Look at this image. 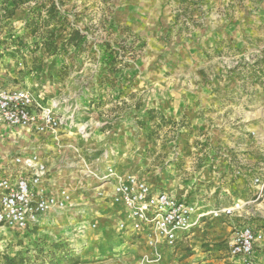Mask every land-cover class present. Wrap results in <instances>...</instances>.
Returning <instances> with one entry per match:
<instances>
[{"label": "rangeland", "instance_id": "1", "mask_svg": "<svg viewBox=\"0 0 264 264\" xmlns=\"http://www.w3.org/2000/svg\"><path fill=\"white\" fill-rule=\"evenodd\" d=\"M154 1L157 20L149 17ZM263 9L264 0H0V76L38 97L60 99L76 117L75 128L58 137L17 128L0 143L12 149L4 171L17 169L16 156L41 160V154L56 188L70 195L37 233L5 228L0 264H78L64 258L71 244L84 243L89 251L96 225L76 216L101 186L92 175L100 168L139 171L165 188L162 182L192 163L194 183L192 176L180 177L192 198L242 207L198 225L193 242L176 247L174 254L182 253L175 264H189L200 253L193 264H231L228 241L243 227L260 235L255 250L264 263V188L253 183L264 176ZM72 31L84 36L73 46L67 43ZM170 90L225 94H197L203 108L175 120L149 106L157 96L167 101ZM226 157L239 170L232 178L216 169L217 159ZM225 227L226 243L219 231Z\"/></svg>", "mask_w": 264, "mask_h": 264}, {"label": "built area", "instance_id": "2", "mask_svg": "<svg viewBox=\"0 0 264 264\" xmlns=\"http://www.w3.org/2000/svg\"><path fill=\"white\" fill-rule=\"evenodd\" d=\"M59 104L46 103L27 89L9 90L0 84V127L26 129L36 135L57 136L73 117L59 112ZM20 168L15 175L0 176V227L26 231L38 225L52 211H61L69 204L70 195L58 189L56 195L41 188L47 174L45 165L35 157L13 160ZM103 183H112L111 202L121 206L125 219L118 223L119 231L144 239L155 258L142 257L140 264H154L160 260L158 248H173L180 237L188 235L206 218L230 217L242 206L202 209L196 204L176 199L168 192L153 188L133 174H120L111 167L92 174ZM254 185L262 190L264 176ZM261 239L250 227L235 231L228 244L232 264H264L256 258V244Z\"/></svg>", "mask_w": 264, "mask_h": 264}, {"label": "crops", "instance_id": "3", "mask_svg": "<svg viewBox=\"0 0 264 264\" xmlns=\"http://www.w3.org/2000/svg\"><path fill=\"white\" fill-rule=\"evenodd\" d=\"M154 3H155L154 5H155L156 10L153 11V13L149 17L157 20V1H154ZM134 5L136 8L137 6H139V3L138 4L135 3ZM133 8L134 7H132V9ZM260 18L262 19V23L264 24V9L262 10ZM3 76L4 77L0 76V84L3 87H5L6 89H9V90L23 89V88H19L17 86H13L11 84H7L6 76L5 75H3ZM197 94H199L203 98L204 97L210 98L213 96V94H225V91H219L217 93H211V92H208V93H205V92L198 93L197 92V93H195L192 91H182V90L171 91L170 90L169 93L167 94V98H168L167 101H163V100H161L160 96L159 97L157 96V100L149 101L150 103L154 102L155 105L150 104L149 106H150V108H157V109L163 110L164 115L167 118L176 120L180 117V114L186 110H189V109L199 110L200 104H202L201 108H203L204 102L203 101H196L197 100V98H196ZM42 98L44 99V101L46 103H49L50 100L56 101L60 107L59 112L65 116L70 117L68 115L69 111H66L63 109L62 101L60 99L50 98L47 95L43 96ZM76 108H77V106L74 107V109L72 111L73 114H75ZM77 110H79V108H77ZM76 112L78 113V111H76ZM68 122H70V121L67 120V123L65 124V126L59 131L60 133H65V132H68L69 130L75 128L76 117H74V120L72 122L74 124V127H72V126L68 127ZM194 123L197 124V122H194ZM15 129H17V128H15ZM15 129L8 128L5 126H1L0 127V143L2 142V140L4 138H6L10 134H12V132ZM24 131L29 132L28 130H24ZM39 136H43L46 138L52 137L51 135H39ZM58 136H59V134H57V137ZM9 151H12V149H9V147L5 148L4 146L0 145V159H2V160L4 159L0 163V176L7 175V174L15 175L17 173V171L20 169L17 166V169L12 168V169H10L9 172H8V170L4 171V169L6 168L5 166H7L8 163L4 166H3V164H5V158L7 156V153H9ZM39 156L41 159L40 161L45 165V167L47 169L46 162L42 161L43 160V157H41L42 155L40 154ZM208 156L210 158L211 155H208ZM22 158H26V157H22ZM44 159H45V157H44ZM210 159H212V158H210ZM193 160L191 162H193ZM217 161H218V164L216 167L217 171L221 170L224 173L231 172V174L229 176L230 178H232V174L233 175L238 174L236 172H239V170H238V168L234 167V161L232 160L231 157H226L224 160L217 159ZM9 162H10V164H12L11 161H9ZM192 166H193V163L191 166L189 164L187 166H185V168H186L185 173H183L182 175L178 174L179 172H177V171L174 172L172 175L173 178H172L170 183H168V181L162 182L161 184L165 185V188H167V189L159 187V183L155 186L152 184H150V185L157 190H162V191L168 192L171 196L175 197L176 199L184 200L188 203L196 204L198 207H200L202 209H209L210 210V209H214L216 207H219L222 203L220 204L215 199L212 201H211V199H209V200H207V202H205L206 200H202V202H199V200H197L196 198H192V196L190 195V190H189L190 187L186 186L187 183H185V188L183 187V185H182L183 181L180 178L181 176H186L185 178L190 177V179H191V176L194 177V180H192L190 182L191 185L195 181V175L198 174V171H195V167L193 168ZM190 167H191V169H190ZM231 169H232V171H231ZM100 171L104 172L105 170H104V168H100ZM122 172H124V171H122ZM129 174H133V175L137 176V178L145 181V179H144L145 175H143L142 172H139V171L130 172ZM227 177L228 176L226 175V178ZM54 180H55V178L49 174L48 169H47V174L44 177V180H43V183L41 186V188L44 189L47 192V194H50V195H56L57 194V192H58V189L56 188L57 184L55 183ZM184 182H185V180H184ZM112 191H113V185L111 182L110 183H103L102 182L101 186L97 187L96 192L95 191L91 192V194H92L91 196H93L92 197L93 201H90L88 203H86V201H82V203H80L82 206L83 214L78 215L76 217L84 220L85 225L92 224V225H96V227L93 229V232H91L89 241L86 238L87 239L86 244H90L89 246H87L89 251H87V249H84V247H85L84 243H82L83 244L82 248L78 247L76 244H74V245L69 244L70 245L69 247H71L72 250L70 251V254L68 256H66V258H64V259L71 260V258H74L76 261L79 260L78 264H140V260L145 255H148L149 258H151V259L155 258L152 251L147 247V245H146L144 239H142V237H138L137 235H134V234L129 235V234H126V233L119 231L118 223L125 219V211L121 206L114 205L111 202L110 198L112 195ZM222 192L225 194H229L228 187L223 188ZM206 196H207V194H206ZM83 199L88 200V198H83ZM73 202H75L74 199H73ZM73 205H74V203H73ZM54 212L55 211L48 213L45 217H43L41 219V221L38 225L34 226L32 229H29V230L30 231L33 230V231H35V233H37L40 230L41 225L45 226L46 221H50V218L46 220V217L51 215ZM224 218H227V217H224ZM58 219L60 222H65L64 218H62V217L58 218ZM212 220H214V219H212L210 217L202 220V222L199 224V226L201 225L200 228L207 226L206 223H208L209 221H212ZM215 221H219V220H215ZM230 223L232 224V222H230ZM199 226L195 227L192 230V232L189 233L188 235H184V236L180 237V239L178 240L175 247L167 248L164 245L160 246L158 248L160 260L154 264H175L176 260H174V258H177L179 256V254L182 253V252H178V253L174 254L176 247L179 245H182V246L185 245L187 241L193 242V236L195 235L194 232ZM43 228L44 227H42L41 229H43ZM4 230H5V227H0V237L2 236L1 234L4 233ZM89 230H91V229H89ZM219 231H220V236L222 238L221 240L226 243L228 237L230 236L229 227L220 228ZM32 235H33V237H35L34 233ZM82 239L84 240V238H82ZM77 241L81 242V240H76V243H78ZM255 253H256V258H259L260 255L257 254L258 252L256 250H255ZM220 254H223L222 250L220 251ZM261 255L264 256V254H261ZM103 256L105 258H102L101 261H97L95 263L94 262H87L90 259H93V258L94 259H100ZM228 257H229V255H228ZM196 258H203V256L201 255V253L194 255L189 260V264H193L195 262L194 260ZM229 259H230V257H229ZM223 261H221L217 264H224ZM230 261L232 264L231 259H230ZM57 262H62V259H58ZM72 263H73V261H72Z\"/></svg>", "mask_w": 264, "mask_h": 264}, {"label": "trees", "instance_id": "4", "mask_svg": "<svg viewBox=\"0 0 264 264\" xmlns=\"http://www.w3.org/2000/svg\"><path fill=\"white\" fill-rule=\"evenodd\" d=\"M83 37L84 36H82L78 31H72L70 36L68 37L67 43L73 46L77 41L83 39Z\"/></svg>", "mask_w": 264, "mask_h": 264}]
</instances>
